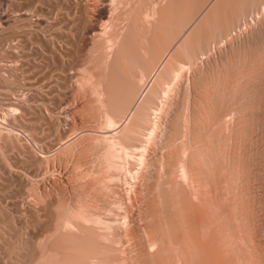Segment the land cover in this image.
Masks as SVG:
<instances>
[{"label": "rangeland", "instance_id": "obj_1", "mask_svg": "<svg viewBox=\"0 0 264 264\" xmlns=\"http://www.w3.org/2000/svg\"><path fill=\"white\" fill-rule=\"evenodd\" d=\"M211 1L117 0V5L103 17L97 15L98 6L80 1L46 6L42 0H10L0 9L9 19L5 23L0 20V264L15 262V207L24 219L28 218L27 224L38 223L44 228L64 218L79 220L87 213L111 224L109 236L112 232L113 235L108 244L96 232L61 239L66 249L57 246L55 236L48 239L45 252L39 255L44 260H37V264H216L209 249L187 237L177 222V205L184 200L181 188L164 191L165 205L176 228L165 237L164 243L153 247L148 261L140 259L141 244L148 245L151 238L147 231L137 232L136 224L140 217L147 216L154 196L160 193L155 188L160 175L154 161L157 119L151 106L143 103L139 116L123 122L145 80L167 52L168 44L161 31L166 20L178 22L175 28L170 23L164 27L173 33L176 28H187L202 14L200 22L214 24L209 28L207 43L208 50L215 47V51L218 44L214 43L253 13L258 0H220L219 11L213 10L214 7L208 11ZM28 10L33 14L31 18L23 15ZM149 14L152 20L148 19ZM39 15L42 20L38 23ZM95 19L101 24L102 36L89 40L87 27ZM193 39L189 37L185 47H177L175 55L184 60L198 58L203 51L204 36H199L196 42ZM172 68L170 58L169 73ZM150 95L152 105L156 101L155 91ZM66 111H70V116ZM66 115L68 121H64ZM109 117L118 122V128L110 135L119 134L123 143L132 147L134 157L122 158L124 169L117 166L119 159L111 153L104 138L109 136L105 133ZM31 139L40 143V149ZM199 145L194 158L187 161L195 172L188 174L184 193L194 208L214 212L215 199L223 206L225 225L219 229L216 224L215 234L223 240L224 264H254L248 210L234 196L235 181L225 172L218 174L217 157L209 155L204 140ZM140 148L144 158L139 161ZM33 151L38 154L36 157L47 159L34 158ZM43 167L51 172L39 175ZM9 169L25 174L13 177L8 174ZM153 189V193L148 192ZM32 209L38 210L37 213ZM195 225L197 232L193 236L203 242L207 229L202 223Z\"/></svg>", "mask_w": 264, "mask_h": 264}, {"label": "bare ground", "instance_id": "obj_2", "mask_svg": "<svg viewBox=\"0 0 264 264\" xmlns=\"http://www.w3.org/2000/svg\"><path fill=\"white\" fill-rule=\"evenodd\" d=\"M42 1H45L46 6H51L53 2V4H59L61 1L71 4L78 3L79 1L85 4H94L99 7L97 10L99 17L107 16L111 8L117 5V0ZM9 2L10 0H0V9H3V6H6ZM211 2L212 5L208 11L212 10L211 8L213 7V10L219 11L218 5L220 0H212ZM45 5L40 7H43L47 11H53ZM36 9L37 7L34 12H36ZM23 15L31 18L33 14L28 10ZM151 17L148 19H151ZM202 17V14L199 15V18L188 25L187 28L185 27L182 30H176V28L173 30V33H170V29V32H168L164 27L169 23L172 26L175 24L178 26L177 21H172V23L166 20L162 24L161 31L166 37L168 44V47H166L167 52L160 58L156 68L142 85L134 106L130 111L131 113L126 118H123L125 124L129 121L131 122L137 115L139 116V111L144 103L146 106H151L152 111L154 110V117L157 119L155 126L156 145L154 161H156L157 167H159L160 175L158 176V184L155 188H159L158 191L160 193L158 197L154 196L147 216L140 217L136 224L137 232L147 231L151 238L148 245L146 243L141 244L139 257L143 262L148 261L151 253L154 251L153 247H158V245L164 243L165 237L176 228L175 221L171 218L172 215L165 205L164 191L166 188H170L172 191L181 188L184 200L177 205V222L183 227L187 237L195 239L200 246L209 249L216 264H224V251L221 248L223 240L215 234L217 232L215 228L216 224L219 229L222 227V224L225 225V210L223 206L219 200L215 199L214 212L205 210V208H194L193 202L191 203L185 195L187 193H184V186L187 183L186 180L189 178L187 176L193 175L195 172L194 168L188 167L189 163L187 164V161H189L188 159L191 160L190 157L194 158L195 148L200 147L199 143L201 144V141L204 140L207 143V147H202L207 148L206 150H208L209 155L217 157L215 159L216 172L218 174L225 172L228 177L233 178V181H235L236 192L234 193L236 195L234 196H236L235 198H237L239 205L242 204L248 210L249 229L252 233V246H250L256 257L254 264H264V0H258L253 13L244 17L234 29L229 28L227 33L221 35L220 39L214 43V45L218 44V48L215 51H213L215 47L209 51L207 43V35L210 33L209 28L214 26V24L206 25L200 22ZM36 19L38 23L41 22V15L36 16ZM0 20L4 23L9 21L5 13H0ZM100 25L99 21L95 19L87 27L86 33L89 40H94L100 35L102 36V33L99 32ZM47 27L52 28L51 25H47ZM199 36H204V41L202 43L203 51L198 58L192 60L190 57V60H184L182 57L175 55L178 50L177 47H185L189 37H194L195 39L192 42H196ZM111 41L113 42V40ZM111 50L113 49L109 51ZM170 58H172L173 68L169 73L167 65ZM153 90L155 91L156 101L151 105L149 96H151L150 94ZM65 114L70 116V111H66ZM67 115L64 121L69 120ZM117 124L118 122L113 118H108V130L105 133L109 134V136L106 134L107 136H104V138L107 140L111 153L114 152L117 159H119L118 165H116L123 167L122 158L125 159L127 157L128 159V156L131 155L130 149L132 147L126 146L119 137V134L114 133L110 135L113 130L118 128ZM31 141L33 140L31 139ZM33 143L37 144L35 141ZM30 144L32 145V143ZM36 144L35 146L39 148L40 143ZM31 145L30 147L34 148ZM30 147L28 145V148ZM34 151L32 152L34 158L41 157H36L37 153ZM142 153L143 149L138 154L139 161L144 158ZM131 156L134 157L133 155ZM25 167L28 168L29 166L25 165ZM48 168L43 167L39 175H47L48 172H51ZM9 170L8 174L13 177H19L22 174L19 170L14 172L11 169ZM26 178L29 180L30 177ZM30 181L32 180L30 179ZM148 192L153 193L154 189ZM217 196L215 197L217 198ZM32 210L38 211L36 209ZM15 212L16 215L15 213L14 215L17 223L14 230V264H37L38 262H43L44 258L40 259L39 255L41 252H45L49 243L48 239L54 236L56 237L57 246L60 249H66L67 246L65 247L61 239H65L67 236L85 232H96L101 237L102 242L108 244V241L111 239L109 237L113 235L112 232L109 236L110 228H112L109 222L104 221L101 217H94L92 214L87 215L88 213L83 214L79 220L76 218V220L64 218L57 220L54 226L44 228L41 224V227H39L38 223L27 224L28 218H23L18 207H15ZM236 219L238 220L239 216H236ZM196 222L202 223V226L207 229V232L205 231L207 233L206 239L203 238L205 240L202 239L203 242L193 236L197 232L194 231L196 229ZM71 246L74 247V244H71Z\"/></svg>", "mask_w": 264, "mask_h": 264}]
</instances>
